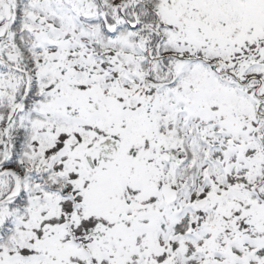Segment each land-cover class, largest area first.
<instances>
[{"label":"snow or ice","instance_id":"obj_1","mask_svg":"<svg viewBox=\"0 0 264 264\" xmlns=\"http://www.w3.org/2000/svg\"><path fill=\"white\" fill-rule=\"evenodd\" d=\"M0 264H264V0H0Z\"/></svg>","mask_w":264,"mask_h":264}]
</instances>
